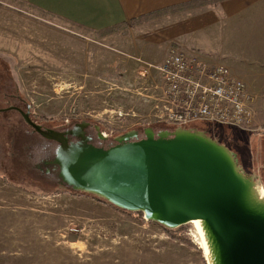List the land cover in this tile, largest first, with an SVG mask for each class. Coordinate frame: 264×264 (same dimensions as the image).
Instances as JSON below:
<instances>
[{"label": "rangeland", "instance_id": "1", "mask_svg": "<svg viewBox=\"0 0 264 264\" xmlns=\"http://www.w3.org/2000/svg\"><path fill=\"white\" fill-rule=\"evenodd\" d=\"M20 2L0 0V90H19L0 92L1 106L28 105L33 120L53 128L84 120L110 137L133 129L141 132V126L161 129L151 123L159 82L155 67L167 53L162 60L154 59L158 48L151 34L154 23L103 39L82 37L37 20L35 24L7 20L5 9L21 10ZM19 15L27 17L23 11ZM192 27H174V35L183 38L194 32ZM143 31L150 32L145 40L137 37ZM209 47L213 49L212 44ZM174 48L181 46L169 43L167 52ZM230 50L218 48L211 60L236 69L241 62ZM6 74L13 75L11 82ZM251 93L255 128L262 132L250 133L251 141L242 136V142L246 139L250 155L260 159L264 87ZM26 128L17 112L0 113V264H207L204 245L192 225L167 230L186 243L174 241L141 213L124 212L46 183L45 175L34 167L53 151L39 140L34 145L35 138L25 137Z\"/></svg>", "mask_w": 264, "mask_h": 264}, {"label": "water", "instance_id": "2", "mask_svg": "<svg viewBox=\"0 0 264 264\" xmlns=\"http://www.w3.org/2000/svg\"><path fill=\"white\" fill-rule=\"evenodd\" d=\"M21 115L41 138L58 144L41 165L46 174L57 169L62 187L141 213L165 230L198 222L207 264H264L261 178L246 173L233 151L204 132L145 127L142 138L129 130L114 138L117 145L101 149L68 143L76 129H42L29 110Z\"/></svg>", "mask_w": 264, "mask_h": 264}, {"label": "crops", "instance_id": "3", "mask_svg": "<svg viewBox=\"0 0 264 264\" xmlns=\"http://www.w3.org/2000/svg\"><path fill=\"white\" fill-rule=\"evenodd\" d=\"M193 1L196 0H22L18 8L23 9L27 17L19 15L22 11L15 7L4 12L7 20L21 19L30 24L37 20L74 30L82 37L101 39L126 30L139 31L154 23L151 34L158 46L154 49V59H163L169 43L180 45L187 54H200L209 59L218 48L222 51L229 47L241 62L236 69L228 65L233 72L237 71L234 75L253 93L264 87V0H220L161 15L134 27L129 24L147 14ZM123 25L124 29L102 34ZM188 26H193L194 32L184 34L183 38L174 35V27L185 29ZM148 34L150 32L143 31L137 37L145 40ZM220 64L227 66L225 62Z\"/></svg>", "mask_w": 264, "mask_h": 264}, {"label": "built area", "instance_id": "4", "mask_svg": "<svg viewBox=\"0 0 264 264\" xmlns=\"http://www.w3.org/2000/svg\"><path fill=\"white\" fill-rule=\"evenodd\" d=\"M154 123L185 127L212 123L256 133L255 99L230 69L200 54L170 49L155 67Z\"/></svg>", "mask_w": 264, "mask_h": 264}, {"label": "trees", "instance_id": "5", "mask_svg": "<svg viewBox=\"0 0 264 264\" xmlns=\"http://www.w3.org/2000/svg\"><path fill=\"white\" fill-rule=\"evenodd\" d=\"M218 1H220V0H196L193 2H188L186 4H181V5L166 8V10H163V11L161 10L158 12H154L152 14H147L146 16H142L140 18L131 20V22L129 24L131 27H134L135 25H138L139 23L145 22L147 20H150L152 18L161 16V15H166L169 13H176V12L182 11L184 9H188V8H192V7H198L201 5L208 4V3L209 4L210 3H217ZM124 27H125V25L119 26V27H114V28H111V29H108V30L102 32V34L110 33L113 31H118L120 29H124ZM9 75L6 74L7 81L9 79V81L11 82L13 75L12 74H9ZM7 90H13V92H17V93L19 91L18 88H15V89L10 88V89H6V90L5 89L0 90V92L5 91V93H6ZM10 107H13V106H9V108ZM9 108L8 107L4 108L3 106H1L0 109H3L5 111L0 112V113L11 111ZM151 123L156 124V125H162V126H160L161 129H159L158 131H161V130L172 131L176 128L174 126H168V125L166 126V125H164V123H154V122H151ZM149 127L153 128L152 126H149ZM141 128L144 129L145 127L141 126ZM184 128H192L195 130H200V131L204 132L211 139L216 140L219 144H222L225 147H227L228 149H230L231 151H233L237 156L238 164L243 168V170L248 174L253 173V171L256 170V172L262 178L263 183H264V173H263L264 172V168H263L264 167L263 166L264 165V162H263L264 149H262L263 151H262L260 159L259 158H253L250 155L251 146H250V143L248 142V141H251V137H252L250 133L243 131L244 134H241L240 132H242V131L237 130L233 127L222 126V125H217V124H212V123H195V124L185 126ZM242 136H246V138L250 139V140L247 141L245 139V141L242 142L244 140V138ZM46 156L48 157V160L51 159V157H50L51 155H46ZM44 157H43V160H44ZM43 160H41V162ZM72 192H74V191H72ZM79 195H83V196H87V197L91 196V195H87V194H83V193H80ZM91 197L94 198L95 200L101 202V203H105L107 205H110V204H108V203H106V202H104V201H102L96 197H93V196H91ZM159 227L164 231V233H166L174 241H178V242L183 241L180 237L174 235L173 233H171L167 230H164L161 226H159ZM183 243H186V242L183 241Z\"/></svg>", "mask_w": 264, "mask_h": 264}, {"label": "flooded vegetation", "instance_id": "6", "mask_svg": "<svg viewBox=\"0 0 264 264\" xmlns=\"http://www.w3.org/2000/svg\"><path fill=\"white\" fill-rule=\"evenodd\" d=\"M28 107H29L28 105H26L25 108L13 106V107H10L12 109H10V108L9 109L11 111L17 112L21 116L24 124L27 126L26 129H27L28 135H26L25 137L29 138L31 140H33V138H35V140L32 142V143H34V145L38 143V141H36V140H39V142L42 145L45 142L46 146L48 147V150L51 148L53 152L55 151L56 147L58 146V144L56 142L47 141V140H44L43 138H41V136L38 133H36L34 131V129L24 121L21 113H25V112H27V110H29V118L31 119V121L40 125L42 129H51V130H54L57 132H65V131H69L71 129H76L78 136L67 135V142L68 143H74L75 144V143L82 142V143H87L89 145H92L93 147L101 148V149H107L109 147L117 145V142L114 140V138H116L119 135L111 136V137L108 135H104V133L99 128V126H96L95 124H92V123L84 121V120L79 121V122L68 121V122H66L65 125L55 127V128L48 127L47 125L44 126L41 124V122L33 120V118L30 116L31 115L30 107L29 108ZM133 130H137V129H133ZM137 131H138V136L136 139L142 138L143 137L142 131L141 132L139 130H137ZM29 139H27V140H29ZM136 139H133L130 141H135ZM34 149L36 150V147H34ZM46 152H47V149H45V152L41 154V157ZM46 155H47V153H46ZM39 157H37L38 160H39ZM37 166H38L37 169H39V170H36V171H38L39 173H43L45 175L44 179H45L46 183L57 184L58 186L60 185V180L57 177V169L55 167H50L49 168L50 172L46 174L45 173L46 169L41 168L43 166L42 165L40 166V163L36 162L34 169H36Z\"/></svg>", "mask_w": 264, "mask_h": 264}, {"label": "bare ground", "instance_id": "7", "mask_svg": "<svg viewBox=\"0 0 264 264\" xmlns=\"http://www.w3.org/2000/svg\"><path fill=\"white\" fill-rule=\"evenodd\" d=\"M262 192L264 193V190H263ZM189 224H191V225L195 228V230H196L197 233L199 234L201 244L204 245V244H203V241H202V237H201V233H200V228H199L198 222L193 221V222H190Z\"/></svg>", "mask_w": 264, "mask_h": 264}]
</instances>
